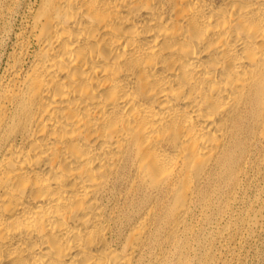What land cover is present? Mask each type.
<instances>
[{"label": "bare ground", "instance_id": "obj_1", "mask_svg": "<svg viewBox=\"0 0 264 264\" xmlns=\"http://www.w3.org/2000/svg\"><path fill=\"white\" fill-rule=\"evenodd\" d=\"M14 45L0 264H163L160 222L264 148V0H30Z\"/></svg>", "mask_w": 264, "mask_h": 264}, {"label": "rangeland", "instance_id": "obj_2", "mask_svg": "<svg viewBox=\"0 0 264 264\" xmlns=\"http://www.w3.org/2000/svg\"><path fill=\"white\" fill-rule=\"evenodd\" d=\"M29 1L0 0V80ZM249 153L235 180L222 177L215 189L210 187L206 201H200L201 197L190 201L174 238L166 241L168 231L160 222L150 252L161 255L163 264H264V148L256 142ZM123 193L124 212L129 199ZM133 199L142 202L139 197ZM145 262L160 264L151 255H146Z\"/></svg>", "mask_w": 264, "mask_h": 264}]
</instances>
